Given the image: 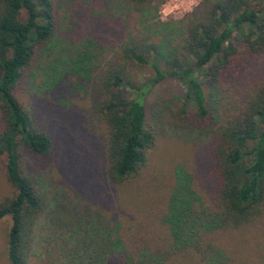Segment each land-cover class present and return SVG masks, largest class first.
<instances>
[{"label": "trees", "instance_id": "obj_1", "mask_svg": "<svg viewBox=\"0 0 264 264\" xmlns=\"http://www.w3.org/2000/svg\"><path fill=\"white\" fill-rule=\"evenodd\" d=\"M162 1L122 2L157 6ZM260 3L208 0L183 27L177 26L181 21L156 20L150 35L114 38L110 56L98 63L88 45L76 57L77 78L89 79L86 94L104 134L106 173L115 187L139 177L145 150L154 143V135L144 127L147 93L165 79L181 84L183 104L189 103L193 111L187 115L180 107L182 116L176 120L209 133L198 158L209 210L190 219L195 193L187 186V174L177 168V185L163 217L145 210L134 224L101 212L86 216L78 231L75 264H167L207 254L205 264H223L215 245L199 238V228L222 233L250 229L264 243V79L238 114L215 128L212 102V88L240 60L239 47L264 53ZM148 13L143 9L140 16L147 18ZM56 21L52 0H0V154L13 188L11 197L0 202V219L10 218L5 234L8 264H31L30 227L42 208L40 194L21 170L19 149L37 155L51 149L49 135L33 124L14 88L37 49L50 40Z\"/></svg>", "mask_w": 264, "mask_h": 264}, {"label": "rangeland", "instance_id": "obj_2", "mask_svg": "<svg viewBox=\"0 0 264 264\" xmlns=\"http://www.w3.org/2000/svg\"><path fill=\"white\" fill-rule=\"evenodd\" d=\"M120 1L52 0L57 17L55 29L50 40L37 49L24 77L14 88L17 100L33 124L42 127L51 139V149L45 155L19 149L21 170L42 199V208L30 227L31 264H75L74 249L81 235L78 231L82 230L84 218L95 212L110 219L119 218L121 222L131 219L134 224L145 210L150 215L156 213L163 217L177 185V168L187 174V186L195 193L190 200V219L204 216L209 210L205 181L198 166L199 154L209 133L206 135L203 129L198 132L191 125L184 127L176 120L177 115L182 116L180 107L187 115L193 111L189 103L183 104L181 84L165 79L147 93L144 127L154 135V143L145 150L139 177L115 187L106 173L104 134L86 94L89 79L79 80L78 63L74 64L86 45L94 48L98 63L110 56L114 38L129 33V36L150 35L156 28L153 25L156 20L181 21L177 26L183 27L192 13L203 10L208 0H195L190 11L185 10L188 0H184L166 18L162 16V8L168 0L157 6L154 2L132 6ZM143 9H149L144 19L140 16ZM257 9L264 12V0ZM239 56L237 65L212 88L214 128L237 115L264 79V53L251 54L239 47ZM4 162L5 156L0 154V202L13 194ZM9 225V216H3L0 264H8L5 234ZM197 233L202 242L215 245L214 251L219 252L223 264H264V243L256 231L222 233L199 228ZM208 258L207 254L189 261L181 258L175 263L205 264Z\"/></svg>", "mask_w": 264, "mask_h": 264}, {"label": "clouds", "instance_id": "obj_3", "mask_svg": "<svg viewBox=\"0 0 264 264\" xmlns=\"http://www.w3.org/2000/svg\"><path fill=\"white\" fill-rule=\"evenodd\" d=\"M195 3V0H188L187 6L185 10L190 11L191 5ZM182 4H184V0H179V2H175V0H168V2L162 8V16L167 17L169 14L179 9Z\"/></svg>", "mask_w": 264, "mask_h": 264}]
</instances>
